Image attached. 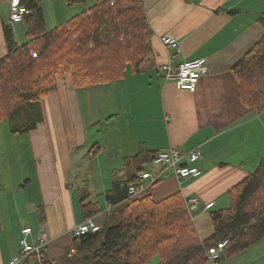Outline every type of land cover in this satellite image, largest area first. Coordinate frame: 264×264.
<instances>
[{
	"label": "crops",
	"instance_id": "crops-1",
	"mask_svg": "<svg viewBox=\"0 0 264 264\" xmlns=\"http://www.w3.org/2000/svg\"><path fill=\"white\" fill-rule=\"evenodd\" d=\"M139 1L152 30V54L139 71L129 68L122 80L82 89L58 75L42 124L25 135L0 128V264L18 255L24 227L31 229L29 242H46L48 261L76 264L88 250L72 233L84 221L80 189L88 190L87 202L98 205L99 222L111 219L103 214L112 205L105 193L115 180H131L139 143L152 152H201L195 163L182 160L200 168V177L178 181L168 170L143 195L155 201L178 192L184 200L197 198L193 223L200 239L212 232L208 213L226 208L227 191L258 165L264 112L240 103L231 68L262 36L257 19L264 0ZM11 2L0 0V55L6 52L3 25ZM70 18L67 12L57 20L63 24ZM18 25L24 30V22ZM162 36L177 38V48L164 46ZM200 57L208 72L194 92L178 90L158 71L168 61ZM144 169L152 177L161 172L154 164ZM81 177H89L87 185L77 183ZM208 203L214 205L205 211ZM122 205H112V211ZM26 264H36L35 258Z\"/></svg>",
	"mask_w": 264,
	"mask_h": 264
},
{
	"label": "trees",
	"instance_id": "trees-1",
	"mask_svg": "<svg viewBox=\"0 0 264 264\" xmlns=\"http://www.w3.org/2000/svg\"><path fill=\"white\" fill-rule=\"evenodd\" d=\"M19 1L30 11L24 21L28 41L19 45L12 26L3 25L6 52L0 55V123H7L11 135L28 134L44 122V104L58 75L69 78L75 89L111 84L122 80L129 68L139 71L152 54V30L139 0H94L92 6L49 30L37 0ZM257 23L263 30L261 38L231 71L240 103L261 113L264 13ZM157 153L139 143L133 159L140 166L131 180H115L105 193L110 204L123 203L116 211L117 224L109 226L108 217L99 222L98 232L78 237L88 250L76 264H148L154 257L157 264H221L264 239V153L254 171L227 191L228 206L208 213L212 232L204 239L179 192L158 201L149 195L128 199V187L141 182L139 174L153 164ZM89 195L86 188L80 189L84 221L100 215L98 205L87 202ZM213 205L204 206L205 211ZM223 242L227 243L219 258L212 262L209 250ZM43 251L39 262L32 256L36 264H57L48 261Z\"/></svg>",
	"mask_w": 264,
	"mask_h": 264
},
{
	"label": "built area",
	"instance_id": "built-area-1",
	"mask_svg": "<svg viewBox=\"0 0 264 264\" xmlns=\"http://www.w3.org/2000/svg\"><path fill=\"white\" fill-rule=\"evenodd\" d=\"M29 14L30 11L24 5H21L19 0H12L8 15L10 25L22 24ZM160 41L166 47L177 48L178 46V40L175 37L162 36ZM158 71L165 82H173L178 90L194 92L199 78L207 74L208 66L206 58L200 57L192 60H184L178 64H173L168 61L158 66ZM184 158H187L190 163H195L201 158V152L197 148L184 153L175 148L158 152L153 160V164L159 166L161 172L156 177H152L149 172L140 173L139 180L141 182H137L128 187V199H137L143 196L147 189L160 180L168 170L172 171L178 181L200 177L202 174L201 169L184 165L182 163ZM198 204L199 200L197 198L187 200L186 208L191 217L197 211ZM211 206L212 203H208L205 209ZM112 209V205H108L106 209L107 216L111 214ZM100 228V223L90 218L75 227L72 233L75 237H80L85 234L96 233ZM29 235H31L30 228L24 227L21 229L20 237L17 241L19 253L17 256L9 259L5 264H26V260L33 255L34 257L36 256L37 262H39V254L42 253V250H45L46 242L43 239H38L37 242L31 243L28 240ZM226 243L219 244L217 249L209 250V257L212 262L219 258L220 251Z\"/></svg>",
	"mask_w": 264,
	"mask_h": 264
},
{
	"label": "rangeland",
	"instance_id": "rangeland-1",
	"mask_svg": "<svg viewBox=\"0 0 264 264\" xmlns=\"http://www.w3.org/2000/svg\"><path fill=\"white\" fill-rule=\"evenodd\" d=\"M39 2V5L42 8L43 11V17L45 21V25L47 30L52 29L56 25L61 23V20L58 21L57 19L61 18L63 15L70 14V17L80 13L84 9L89 8L94 4V0H84L82 3H75L72 5H67L65 3V0H37ZM8 10V7H7ZM6 10V13H7ZM68 10V11H67ZM7 24H10L9 20L7 19ZM12 28L14 29V38L15 41L21 45L23 43H26L28 39L24 35V30L19 27L18 24L16 25H11ZM7 127V123L3 122L0 123V128ZM86 178L89 179V177H81L77 183L81 184V180H84V184L87 185V180ZM116 211H112V217L111 219L109 218L108 225H116L117 224V215ZM196 213V212H195ZM194 213V216H195ZM101 215H99L100 217ZM107 216V215H104ZM93 218V217H92ZM193 220V217H191ZM99 241L96 242L98 244ZM158 263V258L154 257L148 264H157ZM221 264H264V240L254 244L253 246L249 247L248 249L239 252L235 254L232 257H228L224 259Z\"/></svg>",
	"mask_w": 264,
	"mask_h": 264
},
{
	"label": "bare ground",
	"instance_id": "bare-ground-1",
	"mask_svg": "<svg viewBox=\"0 0 264 264\" xmlns=\"http://www.w3.org/2000/svg\"><path fill=\"white\" fill-rule=\"evenodd\" d=\"M9 20V19H8ZM16 25V24H15ZM103 214H106V210L103 212ZM98 217V216H97ZM97 217H93V219L97 220ZM98 221V220H97ZM99 222V221H98Z\"/></svg>",
	"mask_w": 264,
	"mask_h": 264
}]
</instances>
